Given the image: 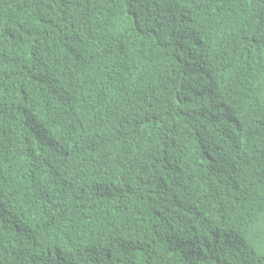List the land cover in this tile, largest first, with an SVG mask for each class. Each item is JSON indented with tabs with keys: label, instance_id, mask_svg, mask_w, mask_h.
<instances>
[{
	"label": "trees",
	"instance_id": "1",
	"mask_svg": "<svg viewBox=\"0 0 264 264\" xmlns=\"http://www.w3.org/2000/svg\"><path fill=\"white\" fill-rule=\"evenodd\" d=\"M0 264H264V0H0Z\"/></svg>",
	"mask_w": 264,
	"mask_h": 264
}]
</instances>
